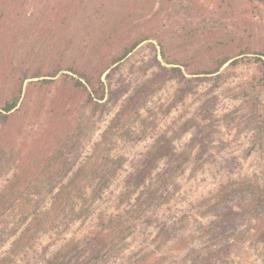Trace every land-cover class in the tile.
<instances>
[{
    "label": "rangeland",
    "instance_id": "obj_1",
    "mask_svg": "<svg viewBox=\"0 0 264 264\" xmlns=\"http://www.w3.org/2000/svg\"><path fill=\"white\" fill-rule=\"evenodd\" d=\"M139 36L146 40L112 80L101 76L99 105L62 86L77 70L98 77ZM257 51L264 53V0H174L164 7L159 0H0V101L16 93L21 69L43 75L23 83L9 121L0 122V193L51 127L62 90L72 94L54 155L62 171L25 195L49 210L57 180L66 183L95 163L100 173L82 181L85 202L66 204L53 226L22 248L24 209L19 200L10 206L0 217V263L264 264V83L255 81L264 57L259 61ZM218 53L245 54L224 65L218 80L190 75ZM166 60L188 63L185 79L157 85L137 116L117 119L130 95L172 67ZM168 140L188 155L182 167L163 179L172 160L163 157L134 181ZM102 154L111 168L98 161ZM80 203L89 208L77 218ZM100 217L114 219L125 235L112 254L95 258L89 241Z\"/></svg>",
    "mask_w": 264,
    "mask_h": 264
},
{
    "label": "trees",
    "instance_id": "obj_2",
    "mask_svg": "<svg viewBox=\"0 0 264 264\" xmlns=\"http://www.w3.org/2000/svg\"><path fill=\"white\" fill-rule=\"evenodd\" d=\"M159 1L161 7H164L174 0ZM117 28L118 27H116V30ZM145 40V36H139L138 38L133 39L131 43L123 47L120 55L114 57L110 64H108L99 73L98 77H95L94 74L87 68L83 70H77L74 71V75L76 77L64 75L62 86H68L70 90H79L85 96V100L89 105H99V101H102L105 96V86L101 82V76L106 74L105 78L108 81L112 80V75L117 71L122 60ZM244 54L245 53H237L236 55L230 56L226 53H218L210 59L211 64H209L208 67H202L199 70L191 72L190 75H215V79L218 80L222 77L221 73H219L220 69L224 65H226L228 68L235 66L241 61V56ZM257 54L260 56L258 57L259 61H261V58L264 57V53L257 51ZM166 62L167 65L172 67L162 68L161 72L155 73L151 81H147L145 84L140 86L135 91V93H133V95H130L125 105L122 106L121 112L118 114L117 119L124 117V119L127 120L132 114L137 116L139 106L147 100L148 95L157 85L162 84L171 78L185 79L181 68H189L188 63H177L175 61L169 60H166ZM68 70L70 71V69ZM58 72L59 69L54 71L51 74V77H55ZM20 73L21 74L19 76V84L16 93H13L10 100L4 98L2 101H0L1 123H7L9 121V118L12 114L11 112L15 110L16 106L18 105L23 83L27 79L43 77L40 71L30 73V69L28 67L21 69ZM255 81L264 83V70H262L261 79L258 78ZM186 82L189 83V81ZM255 85L256 83H252V87H255ZM71 98V91L64 92L63 90L60 94L54 97L52 102L53 118L51 120V127L46 128L43 131L40 138L37 140L36 145L30 150L29 154L26 156L23 167H21V171L13 176V178L7 184H5L1 190L0 217L7 210H12L9 208H11L10 206H12L17 200H19L20 206L24 209L22 212V216L24 217L22 221L25 222V226L18 236L20 248L26 246L32 239H35L38 235V231L42 230L44 227L46 230V228L53 226V220L58 218L60 210H62L66 204L73 205V201L75 200H78V203L80 201L85 202V199L82 198V196H84V193L81 189L82 181H85L92 171H94V176H98L100 174L96 169L98 163H95L91 168L85 171L80 169L71 175V177H68L66 183H60V180H57L59 187L51 198L49 210L42 209L39 207V203L35 204L34 199H31L28 195H25L26 190L32 186L43 189L48 184V181H45V179L49 174L53 180H56L59 172L62 171L63 167L56 161L57 159L54 157V155L57 156L60 145L63 141L60 120L64 115ZM149 125L150 123H147V126ZM200 151L199 157L202 156ZM167 156H170L172 160L168 164L169 168H167L166 172L163 174L162 178L165 180L170 176L171 172H175L180 169L183 165V162L188 158V155L183 154L182 151L177 152L175 147L172 146V141L168 140L156 148L155 154L146 161V165L134 177V181L139 182L142 176H146L147 172L151 171L159 159ZM98 161H100L101 164H105L107 169L111 168L112 162L109 161L105 154H102L101 157L98 158ZM260 202V200L254 199L252 203L256 206ZM80 204V212L75 213L77 218H80L81 215L88 212L89 208L88 206L83 205V203ZM261 222V224L264 225V217L261 219ZM119 225L120 224H118L114 219L105 221L101 217L99 218V221L95 226L96 229L94 231V236L89 241L92 252L95 253V258H98L107 252H109L108 254H112L114 252L116 248V242L120 241L125 235L124 231H122V228ZM68 254L69 253L66 252L63 254V256L66 257ZM68 260H71L70 256Z\"/></svg>",
    "mask_w": 264,
    "mask_h": 264
}]
</instances>
